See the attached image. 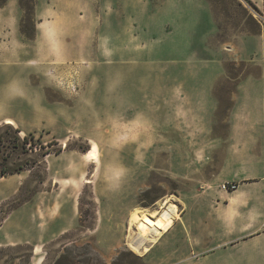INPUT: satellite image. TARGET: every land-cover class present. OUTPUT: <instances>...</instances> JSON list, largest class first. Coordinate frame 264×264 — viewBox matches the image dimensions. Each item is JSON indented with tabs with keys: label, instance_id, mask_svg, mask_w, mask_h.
<instances>
[{
	"label": "rangeland",
	"instance_id": "obj_1",
	"mask_svg": "<svg viewBox=\"0 0 264 264\" xmlns=\"http://www.w3.org/2000/svg\"><path fill=\"white\" fill-rule=\"evenodd\" d=\"M22 9L20 27L31 33ZM252 10L247 0H200L182 6V20L117 22L119 35L101 49L96 40L48 58L40 92L3 100L0 125L12 118L27 151L10 157L25 168L0 178V264L27 259L25 249H9L18 244L34 247L31 264L62 255L61 264H177L207 252L196 245L211 238L202 228L208 214L196 208L235 194L220 184L247 182L252 206L264 205V30ZM104 23L111 26L87 22ZM13 71L0 67V92ZM167 198L180 218L150 252L132 250L131 211Z\"/></svg>",
	"mask_w": 264,
	"mask_h": 264
},
{
	"label": "crops",
	"instance_id": "obj_2",
	"mask_svg": "<svg viewBox=\"0 0 264 264\" xmlns=\"http://www.w3.org/2000/svg\"><path fill=\"white\" fill-rule=\"evenodd\" d=\"M251 1L258 6L263 4V0ZM20 2L8 0L0 7V20H5L4 26L0 28V67L14 68L8 87L0 92V107L4 99L22 97L25 89H31L33 93L36 90L40 92L39 87L44 80L50 79L48 76L45 78V75L50 74L49 69L52 70L47 65L52 62L45 63L48 58H68L71 52L84 51L96 40L101 49L104 42L108 41L105 37L119 35L117 22L120 21H140L149 25V22L182 20V6L191 4L193 9L200 0H35L38 22L33 38L21 32L23 9ZM189 14L187 18H191L194 13L191 11ZM68 18L76 19L77 25L71 29L64 27L63 21ZM92 21L110 22L111 26L104 23L99 29H93L87 24ZM97 49L93 51L99 52ZM162 51L176 52L179 49L176 45L164 44ZM28 54H31L30 57L21 59V56L26 57ZM129 97L132 96L129 94ZM131 99L135 100L134 97ZM8 119L12 118L2 117L5 123ZM244 183L247 182L239 184L234 195L221 191L220 198L211 200V207L196 208L198 212L208 214V221H203L202 228L211 229V238L209 242L195 244L199 250L207 247V252L194 258L182 255L177 258L179 263L264 264V205L259 208L252 206L251 190L247 187L242 189ZM261 188L264 196V178ZM251 229L259 233L246 238L247 231ZM221 248L226 251H216Z\"/></svg>",
	"mask_w": 264,
	"mask_h": 264
},
{
	"label": "bare ground",
	"instance_id": "obj_3",
	"mask_svg": "<svg viewBox=\"0 0 264 264\" xmlns=\"http://www.w3.org/2000/svg\"><path fill=\"white\" fill-rule=\"evenodd\" d=\"M15 124L12 119L6 123ZM91 157L96 156L95 150L88 151ZM173 198V197H172ZM180 218L178 205L167 198L159 208L149 209L135 208L129 216L128 244L130 248L141 255H145L160 241ZM135 234V235H134ZM37 253V250H35Z\"/></svg>",
	"mask_w": 264,
	"mask_h": 264
},
{
	"label": "trees",
	"instance_id": "obj_4",
	"mask_svg": "<svg viewBox=\"0 0 264 264\" xmlns=\"http://www.w3.org/2000/svg\"><path fill=\"white\" fill-rule=\"evenodd\" d=\"M8 0H0V7H3ZM251 6H254L251 0H247ZM21 6L26 9L28 17L32 20V28H31V33L27 32L25 29L21 28V32L29 38H33L35 35V24H34V11H35V0H28V3H26V0H21ZM257 8L256 6H254ZM14 124L11 123H6L3 125H0V130L2 128H5V132L9 131L12 132V135L8 136L7 133L3 134L0 136V178L8 175V174H15L18 172H21L25 167L24 163L20 164H15L16 166H12V162L10 161V157H12L13 152L14 153H22L26 152V140L25 138L23 139L19 132L20 130L18 128H15L13 126ZM43 147V146H41ZM16 151V152H15ZM49 152H46L48 154ZM13 247H16L18 249H25L28 251L30 254L23 261L22 264H29L33 255L34 247H31L30 245L27 244H18L16 246H10L9 249H12ZM4 249L7 248H1L0 253L3 252ZM66 257V255H62L56 262L55 264H61L62 260ZM74 263L73 261H71ZM100 264H108V263H100ZM113 264H117V262H114Z\"/></svg>",
	"mask_w": 264,
	"mask_h": 264
},
{
	"label": "built area",
	"instance_id": "obj_5",
	"mask_svg": "<svg viewBox=\"0 0 264 264\" xmlns=\"http://www.w3.org/2000/svg\"><path fill=\"white\" fill-rule=\"evenodd\" d=\"M252 9H253L252 10L253 14L256 16L258 21L262 24L263 30H264V0H263V4L260 10H258V8H255L253 6H252ZM219 187L226 191H235L237 190L238 185L235 182H223L222 184L219 185Z\"/></svg>",
	"mask_w": 264,
	"mask_h": 264
},
{
	"label": "snow or ice",
	"instance_id": "obj_6",
	"mask_svg": "<svg viewBox=\"0 0 264 264\" xmlns=\"http://www.w3.org/2000/svg\"><path fill=\"white\" fill-rule=\"evenodd\" d=\"M9 123H11V122H9Z\"/></svg>",
	"mask_w": 264,
	"mask_h": 264
}]
</instances>
